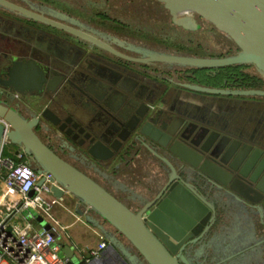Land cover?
<instances>
[{
  "label": "water",
  "instance_id": "obj_1",
  "mask_svg": "<svg viewBox=\"0 0 264 264\" xmlns=\"http://www.w3.org/2000/svg\"><path fill=\"white\" fill-rule=\"evenodd\" d=\"M157 1L162 3L172 20L179 24L184 25L181 17L190 13L206 20L237 46V53L224 57H198L130 46L141 54L140 57H130L107 45L99 44L117 56L140 63L161 62L202 69L244 64L252 65L264 76V0ZM0 4L28 16L48 20L6 0H0ZM62 77L55 75L48 78L35 60H13L7 68L6 78L1 79L0 84L19 93L28 88L40 90L45 87L54 90L58 88ZM186 86L215 95H264V91L259 89H233L201 84ZM85 106L88 107L85 104L78 113L79 120L68 116L65 121L71 122L66 134L73 128L78 130L72 138L83 133L79 144L86 156L96 161H109L124 146L131 145L132 134L135 132L140 142L144 143L146 139L164 149L179 164L180 172H177L166 157L160 156L147 146L153 155L168 165L170 173L153 198L137 210L129 208L98 181L43 141L35 131L38 115L25 117L16 106L2 101L0 146L5 134L11 143L22 147L38 171L49 173L61 186H51V192L56 198H60L65 191L86 210L105 220L115 230V234L122 236L135 250L133 264H141V261L145 264H191L182 252L183 248L202 236L215 220L214 205L185 179L192 171L207 179L216 188L233 192L240 200L255 204L259 202L251 194L260 195L264 192L261 184L264 179V173L261 174L264 170L263 150L238 139L231 134V128L211 127L195 122L186 124L184 128L181 124L169 126L165 121L158 122L161 113L152 112L147 103L138 102L132 97L127 98L123 104L112 105L104 100L102 103L93 101L88 108ZM39 116L52 125L60 121L59 116L48 107L43 108ZM83 121H88V126H83ZM3 122L8 124L7 130ZM64 125L66 124L61 126ZM187 125L192 128L187 129ZM187 130L189 133L185 134L184 131ZM32 193L30 191L29 195ZM262 203L264 205V200ZM257 208L260 209L259 206ZM77 212L82 214L81 210ZM85 217L105 234L110 256L92 258L83 264H130L122 256V253L125 255L127 252L122 247L121 240L115 234L106 232L92 216ZM39 220L43 222L42 219ZM48 227V224H44L45 229ZM69 250L67 247L62 250L67 263L81 264L80 260L73 259Z\"/></svg>",
  "mask_w": 264,
  "mask_h": 264
},
{
  "label": "flooded vegetation",
  "instance_id": "obj_2",
  "mask_svg": "<svg viewBox=\"0 0 264 264\" xmlns=\"http://www.w3.org/2000/svg\"><path fill=\"white\" fill-rule=\"evenodd\" d=\"M6 1L23 7L32 13L41 15L47 18L48 22L0 4V81L6 78L7 68L13 60L28 59L35 60L44 69L48 78H52L55 75H62L63 77L59 82L58 88L54 90L45 87L40 90L28 88L19 93L8 87H3L0 84V97L8 101V104L16 106L19 112L25 117H30L32 114L38 115L39 120L35 126L36 133L43 141H45V138L51 144L62 147L63 155L73 153L78 158L83 159L84 163H81L79 160L73 163L79 169H82L81 166L88 169L91 162L84 157L82 147L79 144L83 133H80L78 137L72 138L75 132L78 131L77 128H73L72 131L66 134L67 129L71 126V122H66L65 118L71 116L79 120L78 113L81 107L85 104L90 107L93 101H100L102 103L104 100H108L110 104L116 105L123 104L127 98L132 97L138 102L147 103L152 112L157 111L161 113L158 116V122L165 121L169 126L181 124L184 128L186 124L195 122L217 127L216 125L205 123L206 121H199L201 117L197 115L187 114V107L191 106L187 103L191 101H176L175 104L177 106L171 108L174 103L171 104L172 106H168L166 100L167 94H165L164 89L165 81L169 79V69L164 66V63H140L122 58L99 44L107 45L130 57H140L141 54L130 47L131 45L129 43L131 42L127 39L115 35L119 39L118 41L112 35L102 34L104 33L103 30L89 21L77 22L56 16L48 10V7L42 6L40 5L41 3L37 2L31 3L32 0ZM160 7L169 15L168 11L162 5ZM50 10L52 9L50 8ZM99 15L105 18L104 14ZM226 51H234V53H237L238 48L233 42H230ZM183 68L185 69V67ZM218 69L220 68L206 69L205 74L214 75ZM131 70L133 71L130 72ZM241 70L244 73L254 76L255 83L251 86L235 87H252L264 90L263 79L261 80L256 77V73L250 71L249 65H244ZM91 71L97 75H89L88 72ZM119 72H124L128 76L124 75L119 77ZM134 74H137L139 80L144 82L141 91L131 86V83L136 78ZM183 74L187 76L190 73L186 74L183 72ZM116 96H119L118 99L115 98ZM147 101L154 102L153 104H149ZM192 103L194 104V102ZM234 104L235 107L230 112L220 115L216 114L217 116L215 115L213 120L221 121L228 119L227 121L230 124L236 126L231 131V134L242 141L252 144L254 147L261 148L264 153V99L261 103L259 101L251 103L248 108L242 103L235 102ZM242 106L245 109H242ZM45 107L50 108L59 116L60 121L56 125L50 124L39 116L40 111ZM190 111H193V109ZM63 123L66 125L62 127L61 125ZM81 124L88 126V121H83ZM186 128L189 129L192 127L191 125H187ZM184 133L187 134L189 131H184ZM130 146L149 152L148 147L153 148L160 156L166 157L174 165L177 172H180L179 164H177V161L173 157L166 153L164 149L152 144L146 139H144V143L143 141L140 142L139 136L135 132L132 134V143ZM69 147H72V149ZM153 156L156 157L155 155ZM156 158L160 160V158ZM32 166H34V163H32ZM166 166L169 174L170 169L167 164ZM263 173L264 170L261 174ZM137 174L140 175V172H137ZM185 179L192 183L197 191L207 199L209 197L225 196V189L216 188L207 179L194 171L187 174ZM261 184L264 189V179ZM227 194H232L235 197L231 191L230 193L227 192ZM251 195L259 199V202L255 204L244 199L240 200L235 198L245 206L249 216V223H251L250 225L259 235V242H251L239 254L242 257L243 264H264V205L262 203L264 200V192L260 193V195H256L255 193ZM217 220V212L215 209L214 222L209 225L208 230L195 242L185 245L182 251L185 256L190 248L197 247L207 240L209 232L215 226ZM232 255L230 259L233 260L236 255ZM203 257L205 258V263L203 262V264H217V262L210 260V256L204 254Z\"/></svg>",
  "mask_w": 264,
  "mask_h": 264
},
{
  "label": "crops",
  "instance_id": "obj_3",
  "mask_svg": "<svg viewBox=\"0 0 264 264\" xmlns=\"http://www.w3.org/2000/svg\"><path fill=\"white\" fill-rule=\"evenodd\" d=\"M173 67H175V65ZM179 70L186 73L184 68H180ZM132 71L133 70L130 72ZM254 73H256V77L261 80L263 79L262 81H264V76L259 72ZM88 74L97 75L92 71L88 72ZM124 75L128 76L124 72H119L118 74L119 77ZM134 75L136 78L135 81L131 83V86L132 88L141 91L144 82L139 80L137 74ZM189 76L190 74L183 76V79L190 82L189 84H184L178 82V80H172L170 78L165 81L164 92L167 94L166 100L168 106L173 103L174 105H171V108L177 106L175 104L176 101H191L187 103L191 106L187 107L186 113L195 116L197 115L198 117H201V120L199 121H206L205 123H210L217 127H225L226 129L231 128V131L234 127L236 128L235 125L233 126L227 121L228 119L221 121L213 120L216 114L220 115L222 113L230 112V109L235 107V102L245 104L248 108L251 103H255L256 101L261 103L264 99V95L259 94L215 95L195 91L191 88H187L186 85L199 83L191 81L188 78ZM224 88L263 90L260 88H238L235 86ZM118 97L116 96L115 98L118 99ZM147 102L153 104L154 101ZM192 102H194V104ZM191 109H193V111H190ZM242 109L245 108L242 106ZM44 140L50 147L71 163H74L76 160L84 163L83 159L78 158L73 153L63 155L62 147L51 144L48 139L44 138ZM63 144L65 143L63 142ZM69 148L72 149V147ZM83 155L91 162L88 166V170L95 172L99 175L100 179L106 183L100 184L132 210H137L143 203L150 200L163 185L168 174V168L163 160H158L149 151H144L141 148L135 149L130 145L124 146L113 159L105 162L96 161L86 156L84 153ZM137 172H140V175H138ZM140 183L143 187L139 185ZM224 195V197L208 198L216 209L218 220L209 232L207 240L197 247L190 248L186 252V258L191 264H203L205 261V258L203 257L204 254L210 256V260L217 262V264H243L242 257L239 253L242 250H245V247L251 242H259V235L250 225L249 216L243 203L233 197L232 194H227L226 192ZM77 210H81L82 214H79ZM53 211V214L60 225L65 226L62 234H58L56 237V241L60 244L59 253L61 256H65V253L62 250L67 247L70 249L69 251L70 254H72L73 259L80 260L81 264L89 262L92 258H109L110 254L107 247L101 250L98 256H92L90 254V251L94 249L99 242L105 241L108 243V240L101 229L89 222L85 215H90L95 218L106 232L115 234V230L107 228L97 214L90 210H86L83 205L69 194H65L61 202L54 205ZM38 222L39 225H44L40 220ZM39 225L34 224V227L38 228ZM115 235L121 240L122 247L126 249L127 253L125 255L122 253V256L126 258L130 264H133L135 260L132 256L136 254L135 250L122 238V236L119 234ZM117 250L120 252L118 248ZM232 254L236 255L233 260L230 259L231 256H233ZM222 261L223 263H221ZM141 264L145 263L141 261Z\"/></svg>",
  "mask_w": 264,
  "mask_h": 264
},
{
  "label": "rangeland",
  "instance_id": "obj_4",
  "mask_svg": "<svg viewBox=\"0 0 264 264\" xmlns=\"http://www.w3.org/2000/svg\"><path fill=\"white\" fill-rule=\"evenodd\" d=\"M35 2L48 7V10L56 16L77 22L89 21L94 23L103 30L104 33L102 34L112 35L115 38H117L115 35L123 37L131 42L129 43L131 46L136 48L198 57H224L235 54L234 51H226L232 41L217 31L209 22L195 13H190L181 17L185 24H179L173 21L165 10L161 9L162 3L157 0L31 1V3ZM99 14H104L105 18ZM116 40L119 41L118 38ZM164 66L169 69L168 77L170 79L178 80L184 84L190 83L183 79L184 74L179 70L183 68L182 66L175 65L176 68L173 67L174 65L166 64ZM249 68L251 72H257L252 65H249ZM0 101L9 103L2 97H0ZM81 168L93 179L105 184L95 172L82 166ZM139 185L143 187L141 183ZM53 208L52 213L54 212ZM40 217L41 215L37 214L33 223L39 225ZM102 222L107 228L114 230L105 220Z\"/></svg>",
  "mask_w": 264,
  "mask_h": 264
},
{
  "label": "built area",
  "instance_id": "obj_5",
  "mask_svg": "<svg viewBox=\"0 0 264 264\" xmlns=\"http://www.w3.org/2000/svg\"><path fill=\"white\" fill-rule=\"evenodd\" d=\"M4 123V122H3ZM5 130L9 128L4 123ZM32 160L4 134L0 146V264H68L60 255L56 241L65 226L60 225L51 212L64 194L56 198L53 184L61 186L51 175L32 166ZM33 191L32 195L29 192ZM40 214L43 224L34 227L33 220ZM107 247L101 241L90 251L98 256Z\"/></svg>",
  "mask_w": 264,
  "mask_h": 264
},
{
  "label": "trees",
  "instance_id": "obj_6",
  "mask_svg": "<svg viewBox=\"0 0 264 264\" xmlns=\"http://www.w3.org/2000/svg\"><path fill=\"white\" fill-rule=\"evenodd\" d=\"M244 64L225 66L215 72L214 75L205 74L206 69L185 67V72L190 73L191 81L214 87L251 86L254 85V76L244 73L241 69ZM192 75V76H191Z\"/></svg>",
  "mask_w": 264,
  "mask_h": 264
}]
</instances>
